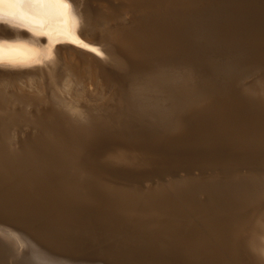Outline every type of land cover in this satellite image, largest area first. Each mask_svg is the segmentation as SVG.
<instances>
[{
	"label": "bare ground",
	"instance_id": "1",
	"mask_svg": "<svg viewBox=\"0 0 264 264\" xmlns=\"http://www.w3.org/2000/svg\"><path fill=\"white\" fill-rule=\"evenodd\" d=\"M238 1L230 21L263 35L264 2ZM66 4L0 18V264H264V122L218 105L188 119L224 49L197 38L204 11ZM27 194L43 199L38 222L12 209ZM122 206L164 235L125 228Z\"/></svg>",
	"mask_w": 264,
	"mask_h": 264
},
{
	"label": "rangeland",
	"instance_id": "2",
	"mask_svg": "<svg viewBox=\"0 0 264 264\" xmlns=\"http://www.w3.org/2000/svg\"><path fill=\"white\" fill-rule=\"evenodd\" d=\"M260 1L264 2V0ZM191 2L198 7V10L204 11L207 19V21H203L201 18L198 19L199 23L196 27L197 38L208 39L216 48L221 47L224 49L223 51L216 52L213 56L214 67L211 69L213 74L210 80L202 81L201 84L198 83L202 97L204 98L197 103L198 105L196 106L194 115H191L188 119H194L196 115L198 116L203 112L214 109L218 105L221 107H229L234 111H239L241 113L238 116L239 121H244L245 114L253 113V115L258 117L259 121L264 122V92L258 90L259 83L264 82V34L260 35V33L253 30L250 24L242 20L241 17L237 18L236 21H230V14H236V12L239 11V9L236 10V6L239 5L238 0H191ZM125 13L126 11H122L117 15L118 17L126 15L124 16L126 18L128 14ZM136 13L139 12L136 11ZM129 17L128 15L126 19H129ZM205 17H203V19H205ZM218 20H221L225 27H221V25L215 22ZM234 24L236 28H234ZM232 29L234 30L229 35L221 32V30L231 32ZM144 41L145 39H140L136 42L143 43ZM220 52H222V54H224L223 56L226 58L225 67L216 61V59L219 60ZM241 56H247V60L245 62L240 61L239 57ZM201 94H199V96H201ZM88 146L89 145H86V147ZM85 150L86 149H84V152ZM9 175L12 176L13 174L9 172L7 176ZM21 175L24 176L20 173V178H22ZM160 181H162V179L156 180V182ZM151 182L150 179H144L139 183L138 187L140 186L141 188L144 184ZM29 188L36 192V187L33 184H30ZM41 189L45 192L48 191V185H44ZM118 190L122 189L119 187ZM18 191V194L21 195V189ZM43 194L44 192L42 196ZM19 195L14 197L19 204L15 205L13 203L12 209L25 212L27 215L32 216V219L37 218L36 221L38 222L40 220L39 209L43 206V202L41 203L43 199L40 198L41 194L39 196L40 199L37 200V198H35L31 201L29 200L31 198L30 194H27L23 201L19 199ZM25 198L29 201L25 200ZM117 215L120 218V223L125 228L133 232L136 231L141 237H145L146 234L147 238L153 239L164 235L162 230L156 228L157 231L152 232L154 230H149L144 221L141 219H134L136 213L131 212L130 208L126 206L120 207ZM48 226L49 225L46 223L42 224V229L44 230L40 231L39 235L43 238L46 237L45 233ZM90 226L92 225L90 224ZM73 243H75V241H73ZM73 243L72 246L75 245ZM56 246L57 245L52 246L53 249H55ZM154 248L156 247L154 246ZM53 249H50L52 252L50 251L49 253H54L55 250L53 251ZM96 253L97 252L91 249L85 251L84 254L88 255L86 256L87 259H91ZM140 264L150 263L143 259Z\"/></svg>",
	"mask_w": 264,
	"mask_h": 264
},
{
	"label": "snow or ice",
	"instance_id": "3",
	"mask_svg": "<svg viewBox=\"0 0 264 264\" xmlns=\"http://www.w3.org/2000/svg\"><path fill=\"white\" fill-rule=\"evenodd\" d=\"M48 3L54 4H66V0H0V18L4 15V5H12L15 7H21L24 5H43ZM3 58V51L0 49V59Z\"/></svg>",
	"mask_w": 264,
	"mask_h": 264
}]
</instances>
